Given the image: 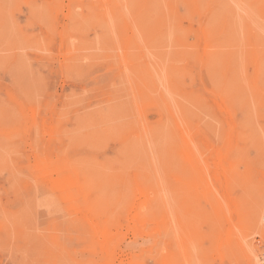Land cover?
<instances>
[{
    "label": "rangeland",
    "instance_id": "rangeland-1",
    "mask_svg": "<svg viewBox=\"0 0 264 264\" xmlns=\"http://www.w3.org/2000/svg\"><path fill=\"white\" fill-rule=\"evenodd\" d=\"M0 264H264V0H0Z\"/></svg>",
    "mask_w": 264,
    "mask_h": 264
},
{
    "label": "bare ground",
    "instance_id": "bare-ground-1",
    "mask_svg": "<svg viewBox=\"0 0 264 264\" xmlns=\"http://www.w3.org/2000/svg\"><path fill=\"white\" fill-rule=\"evenodd\" d=\"M214 151H216V150H214ZM214 151H213V152H214ZM219 154H220V153H219ZM219 156H220V155H219ZM215 157H216V155H215ZM217 157H218V156H217ZM217 157H216V158H217ZM219 159H220V158H219ZM214 162H215V161H214ZM215 163H216V162H215ZM217 164H218V163H217ZM201 165H202V164H201ZM205 165H207V164H205ZM205 165H204V166H205ZM216 167H217V166H216ZM206 168H207V167H206ZM192 170L194 171V168H193ZM201 170H202V169H201ZM190 171H191V169H190ZM195 171H196V170H195ZM207 171H208V170H207ZM231 171H232V170H231ZM196 172H197V171H196ZM205 172H206V171H205ZM216 172H217V171H216ZM229 173H230V171H229ZM229 173H228V174H229ZM192 175H193V174H192ZM197 175H199V174H197ZM198 178H199V176H198ZM200 178H201V177H200ZM224 180H225V179H224ZM224 188H225V187H224Z\"/></svg>",
    "mask_w": 264,
    "mask_h": 264
}]
</instances>
